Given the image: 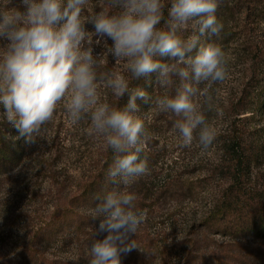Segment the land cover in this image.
<instances>
[{
	"label": "clouds",
	"instance_id": "clouds-1",
	"mask_svg": "<svg viewBox=\"0 0 264 264\" xmlns=\"http://www.w3.org/2000/svg\"><path fill=\"white\" fill-rule=\"evenodd\" d=\"M9 2L0 4V105L6 120L28 144L43 139L61 105L73 125L88 121L89 134L113 154L106 173L112 188L96 196L89 212L99 221L93 236L107 235L92 241L89 264H122L121 257L138 248L130 237L146 219L136 194L127 189L149 171L143 153L150 136L136 101L151 98L131 83L156 73L157 84L168 88L179 77L175 94L154 103L177 117L174 127L183 147L195 140L209 149L216 134L206 116L207 90L228 75L226 53L213 40L224 28L216 16L219 0H104L100 11L87 15L89 0H20L23 11L7 7ZM189 28L192 34L186 36ZM93 36L106 52L94 55ZM109 54L130 76L106 68ZM157 55L169 62L154 59ZM101 86L116 101L128 94L127 104L102 100Z\"/></svg>",
	"mask_w": 264,
	"mask_h": 264
},
{
	"label": "trees",
	"instance_id": "trees-1",
	"mask_svg": "<svg viewBox=\"0 0 264 264\" xmlns=\"http://www.w3.org/2000/svg\"><path fill=\"white\" fill-rule=\"evenodd\" d=\"M216 16L224 28L219 40L215 37L213 40L221 44L226 53L228 75L221 83L219 105L206 111L209 121L220 113L222 124L215 132L213 144L207 149L212 151L211 156L198 162L180 163L176 150L172 149L181 144L175 137L170 138L171 147L165 142L159 147L161 139L169 131L177 132L174 127L177 117L172 113L162 117L163 112L158 113L160 110L154 100L174 95L179 77H174L176 83L168 88L157 84L156 73L134 79L131 83V87L142 88L151 98L147 103L139 98L136 101L140 109L138 115L144 120L150 136L143 153L149 171L127 189L136 194L137 208L152 214L161 210L162 204L171 198L182 212L185 199L197 200L203 196L208 200L206 209L202 213L200 206L197 207L190 222L184 224V229L180 228L181 239L175 247L145 246L141 234L139 238L130 237L135 239L138 248L123 255L122 264H142L149 257L154 259L149 264H164L166 259L177 253H180L178 264H196L200 257L208 255L216 237L233 243H228L225 250L211 252L217 262L264 264V0L254 1L251 8L243 0H219ZM249 18L255 25L253 30L245 22ZM230 21L236 22L233 27H229ZM195 54L194 50L189 55ZM154 59L169 62L168 57L159 55ZM126 75L130 76L127 72ZM200 87L203 89L205 86ZM100 94L102 100L117 103L120 107L125 106L129 99L125 94L116 101L111 90L103 86ZM4 113L5 109L0 105V192L7 177L21 166L29 146L25 137L7 122ZM96 145V154L92 158L94 164L84 172L76 184V191L68 198L61 197L66 182L54 184L56 193L53 200L63 199L65 203L57 202L51 207L48 220L42 222V227L26 225L29 229L27 241L12 264H78L80 256L91 259L92 241L102 240L107 233L93 236L99 221L91 220L89 212L97 203L96 196L112 188L106 173L113 154L101 139ZM191 166L192 173L187 175L185 170ZM22 220L16 217L13 222L19 224ZM61 237L72 241L74 253L69 260L46 258L40 245ZM246 238L259 242L254 260L242 254L234 244ZM137 239L142 240L140 244Z\"/></svg>",
	"mask_w": 264,
	"mask_h": 264
},
{
	"label": "rangeland",
	"instance_id": "rangeland-1",
	"mask_svg": "<svg viewBox=\"0 0 264 264\" xmlns=\"http://www.w3.org/2000/svg\"><path fill=\"white\" fill-rule=\"evenodd\" d=\"M243 1L248 8H251L256 0ZM7 2L8 0H0V4H6ZM103 5L104 0H89L85 15L88 14L87 12L100 11V7ZM7 7H17L21 11L24 10L20 0H10ZM167 7H170V5H167L165 9ZM245 22L253 30L255 25L252 18L247 19ZM235 23V21H230L229 27L231 25L233 27ZM86 28L89 31H94L90 24H86ZM185 34L191 35L192 29L189 28ZM96 39L97 37L93 36L92 47L94 55L106 52L104 42L101 41L97 45L95 43ZM104 39L109 46L113 43L107 37ZM0 43L4 42L0 41ZM107 61L106 66L110 70L121 71L126 74L124 65L115 66V60L110 54L107 57ZM222 88L223 85L220 83L219 85H213L211 89L207 90V95L211 99V107L214 108L219 105ZM201 100H203V97H201ZM158 113L162 112L159 111ZM217 114L218 116L215 119L208 120L215 132L222 126L220 113ZM164 116H166L165 112L162 113V117ZM88 127V121L73 125L63 106H59L53 120L49 123L45 132L42 133L43 139L37 144H29L21 166L7 177L5 185L0 192V264H12L15 262L14 259L19 255L21 247L27 241L29 229L26 228V225L42 227V222L48 220V214L52 210L51 207L57 202L60 204L65 203L63 199H60V201L53 200L56 193L54 184L65 181L66 185L61 197L68 198V195L76 191V184L78 185L84 172L88 171L94 164V159L92 158L96 154V144H98L99 139L89 134ZM172 137L177 138V141L180 140L178 132L171 130V132L169 131L166 134L165 138L161 139L159 147H161L163 142L168 143L167 146L171 147L169 142ZM172 149L176 150L174 152H176L175 155L179 158V162H184V164L198 162L211 156L210 153H212V151L202 150L195 140L190 147H183L180 144L178 147L173 146ZM191 169L192 166L188 167L185 173L190 175L192 173ZM207 202L208 200L203 198V196L197 200L185 199L182 207L184 210L181 212L178 210L176 201L169 198L162 204L161 210H156L152 214L145 211L146 219L136 235L133 236L139 238L138 236L141 234L140 237L145 240V246L146 244H152L151 246L159 244L175 247L181 239L180 228L183 227L184 229V224L190 222L197 207L200 206V210L203 213ZM200 210L199 214H201ZM16 217L23 219L22 223L15 224L13 221ZM182 232L184 234L185 230ZM137 240L138 244L142 241ZM214 243L215 245H213ZM228 243H230L228 240L216 237L215 241L211 243L213 246L209 248L208 255L200 257L196 264H221L215 260L211 252L216 249L221 251L222 248L225 250ZM234 244H237L236 248L242 254L254 260V257H256L255 249L259 242L252 238H246ZM39 248L46 258L52 260H69L74 253L72 251V241L68 237H61L60 240L56 241H45ZM179 255L180 253L173 254L164 261V264H178ZM153 260L152 257H149L147 262L144 261L142 264H149ZM89 261L86 257L80 256L78 264H89Z\"/></svg>",
	"mask_w": 264,
	"mask_h": 264
}]
</instances>
